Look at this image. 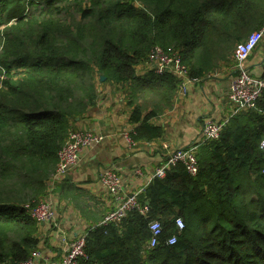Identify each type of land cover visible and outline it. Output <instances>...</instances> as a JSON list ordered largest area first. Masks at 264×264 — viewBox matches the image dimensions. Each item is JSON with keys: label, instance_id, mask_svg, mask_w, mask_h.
I'll list each match as a JSON object with an SVG mask.
<instances>
[{"label": "trees", "instance_id": "16d2710c", "mask_svg": "<svg viewBox=\"0 0 264 264\" xmlns=\"http://www.w3.org/2000/svg\"><path fill=\"white\" fill-rule=\"evenodd\" d=\"M263 22L264 0H0V264L39 249L42 223L30 209L47 192L70 119L95 104L101 75L151 86L170 104L175 75L136 74L154 45L179 49L197 78L218 67L215 36L228 34L220 49H229ZM151 114L135 104V140L163 134ZM263 138L264 93L217 139L195 142L196 174L177 162L152 179L139 194L147 216L132 210L89 227L81 263L264 264ZM179 216L185 227L170 244ZM154 219L162 233L149 247Z\"/></svg>", "mask_w": 264, "mask_h": 264}, {"label": "crops", "instance_id": "0c3cea01", "mask_svg": "<svg viewBox=\"0 0 264 264\" xmlns=\"http://www.w3.org/2000/svg\"><path fill=\"white\" fill-rule=\"evenodd\" d=\"M251 31H243L241 39H246ZM227 38L228 34L223 32L213 38L216 44L213 53L220 58L218 67L190 81L185 91L178 87L168 101L170 104L154 93L151 86L144 85L141 89V85L132 83L104 82L101 75L95 104L89 105L82 115L70 119V124L76 128H91L103 133L105 138L95 146L83 149L79 165L54 185L55 219L39 226L41 241L38 248L49 260L61 259L66 240L99 224L116 204L115 198L99 181L105 168H114L121 174L125 195L143 191L173 150L202 139L205 118L222 120L230 116L233 107L228 89L236 71V45L221 50L220 44H226ZM247 65L256 75H261L264 37ZM135 70L139 76L153 71L144 60L135 64ZM136 103L142 107V117L152 112L149 122L163 129L161 136L151 140L133 138L137 124L130 116Z\"/></svg>", "mask_w": 264, "mask_h": 264}, {"label": "built area", "instance_id": "2783aa9c", "mask_svg": "<svg viewBox=\"0 0 264 264\" xmlns=\"http://www.w3.org/2000/svg\"><path fill=\"white\" fill-rule=\"evenodd\" d=\"M264 37V24L260 29L251 31L246 39L238 42L234 49L235 74L228 89L229 101L232 105V112L228 118L216 120L205 118L202 128V141L217 139L226 122L236 113L256 108L259 98L264 93V78L256 75L247 65L252 52L261 43ZM148 69L159 74L170 73L179 79V90L185 91L187 84L195 78H191L189 67L183 61L182 53L179 49L167 50L159 44L154 45L144 60ZM105 135L91 128L71 127L67 136L58 151V162L54 173L51 175L48 186L52 191L54 185L61 181L69 171L75 169L81 158L83 149L90 148L102 142ZM128 139L131 141V137ZM200 140V141H201ZM264 148V138L261 141ZM197 145L191 144L183 148L173 150L155 171V176H164L167 169L177 162H183L191 174H196L199 170V162L196 156ZM154 176V177H155ZM102 186L115 198L116 204L107 211L99 224L109 222H120L132 210H138L147 216L149 206L140 200L141 191H135L130 195L123 193V182L121 174L114 168L107 167L103 170L99 179ZM31 214L39 223L50 222L55 219V208L52 193L40 198L30 209ZM176 233L168 238V243L172 244L177 240L179 233L184 229L185 223L182 217L175 219ZM93 227V226H92ZM151 236L148 246L154 247L160 242L162 226L159 220H151L149 223ZM86 234L84 231L74 238L66 240L64 254L59 260H49L42 250H35L25 261L16 264H82L81 260L86 255Z\"/></svg>", "mask_w": 264, "mask_h": 264}, {"label": "rangeland", "instance_id": "374dc122", "mask_svg": "<svg viewBox=\"0 0 264 264\" xmlns=\"http://www.w3.org/2000/svg\"><path fill=\"white\" fill-rule=\"evenodd\" d=\"M137 4H138V3H137ZM49 193H52V195H53V190L51 191V190L49 189V186H48V188H47V192H46V194H45L43 197L48 196ZM43 197H42V198H43Z\"/></svg>", "mask_w": 264, "mask_h": 264}, {"label": "water", "instance_id": "95a60500", "mask_svg": "<svg viewBox=\"0 0 264 264\" xmlns=\"http://www.w3.org/2000/svg\"><path fill=\"white\" fill-rule=\"evenodd\" d=\"M105 76L102 75V80H104Z\"/></svg>", "mask_w": 264, "mask_h": 264}]
</instances>
